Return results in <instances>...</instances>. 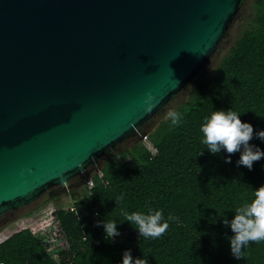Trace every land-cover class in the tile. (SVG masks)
I'll use <instances>...</instances> for the list:
<instances>
[{"label":"water","instance_id":"1","mask_svg":"<svg viewBox=\"0 0 264 264\" xmlns=\"http://www.w3.org/2000/svg\"><path fill=\"white\" fill-rule=\"evenodd\" d=\"M240 3L0 0V216L139 135L201 71ZM147 92L158 103L145 114Z\"/></svg>","mask_w":264,"mask_h":264},{"label":"trees","instance_id":"2","mask_svg":"<svg viewBox=\"0 0 264 264\" xmlns=\"http://www.w3.org/2000/svg\"><path fill=\"white\" fill-rule=\"evenodd\" d=\"M250 12V22L210 74L175 107L182 114L180 123L173 126L164 118L148 133L140 129L151 147L133 143L106 156L99 172L87 175L93 184L85 196L54 210L44 224L0 241V264H122L125 250L148 264H264V242L250 243L242 259L233 257V233L223 223L252 199V189L264 185V158L251 170L237 164L239 153L225 163L228 154H211L200 132L213 111L229 109L254 132L264 130V0H252ZM250 143L264 151V141L255 135ZM121 209L162 210L165 220L169 215L175 219L162 237L144 239L127 221L119 223ZM104 219L118 222L122 240L105 238L103 226H97ZM54 228L67 242L56 256L42 237Z\"/></svg>","mask_w":264,"mask_h":264},{"label":"clouds","instance_id":"3","mask_svg":"<svg viewBox=\"0 0 264 264\" xmlns=\"http://www.w3.org/2000/svg\"><path fill=\"white\" fill-rule=\"evenodd\" d=\"M158 103L151 92L145 93L142 101L145 114L150 113ZM240 113L229 109L215 110L206 117L201 124L202 143L206 145L211 154H217L223 150L228 154L225 163H231L230 157L239 153L238 165H242L251 170L254 162L264 158V151L251 144L254 135L264 141V130L254 132L250 123L243 122ZM165 119L176 126L182 120V114L176 110H168ZM202 154V151L199 153ZM264 167V166H262ZM252 199L236 208L233 218L229 221L223 219L225 226L230 227L233 235L229 238L230 251L236 259L244 257V251L250 243L264 242V185L252 189ZM123 200V195L116 198V205ZM120 215L132 227H134L141 238L158 239L162 237L169 228V222L175 217L169 215L167 220L163 216L162 210L149 209L147 213L141 211H128L121 209ZM118 222L115 219H104L98 221L97 226H103L105 238L113 239L119 236L117 229ZM87 237V236H86ZM122 264H148L146 258L133 259L130 250H125L122 255Z\"/></svg>","mask_w":264,"mask_h":264},{"label":"rangeland","instance_id":"4","mask_svg":"<svg viewBox=\"0 0 264 264\" xmlns=\"http://www.w3.org/2000/svg\"><path fill=\"white\" fill-rule=\"evenodd\" d=\"M252 0H241L239 8L235 13L234 17L229 22L226 29L224 37L218 43L216 50L209 57L205 65L201 68V71L193 77L180 92L173 95L169 101L161 108L146 124L141 128L143 131L152 130L161 120L165 118V113L175 107L189 94L190 87L199 79L207 77L220 58L225 54L228 47L238 35V33L250 22V7ZM140 135H143L139 131ZM140 135L135 137H130L124 139L121 143H118L111 152L105 153L98 160V165L100 167L102 161L106 156L118 155V152L126 147H131L133 143H144L148 147L150 143L147 140L143 141L140 139ZM153 151V150H152ZM99 167L94 165L90 166L86 172L85 176H76L71 181H69L68 186L61 187L59 185H53L45 190L35 202L12 211H9L2 216H0V241L7 238L13 232L18 231L23 228L33 227L34 225H39L38 223L44 224L48 218H51V214L57 209H66L72 206L73 202L81 199L87 194L88 184L87 175L93 171L99 172ZM40 234V233H38ZM43 242L46 243L48 251L56 256L61 249L67 247V242L65 238L61 236L58 228H54L53 232L42 235ZM115 239L122 240V235L116 236Z\"/></svg>","mask_w":264,"mask_h":264},{"label":"built area","instance_id":"5","mask_svg":"<svg viewBox=\"0 0 264 264\" xmlns=\"http://www.w3.org/2000/svg\"><path fill=\"white\" fill-rule=\"evenodd\" d=\"M140 139L145 141V140H147V136L146 135H140ZM86 183L88 184L89 187H91L93 184L91 179L87 180Z\"/></svg>","mask_w":264,"mask_h":264}]
</instances>
